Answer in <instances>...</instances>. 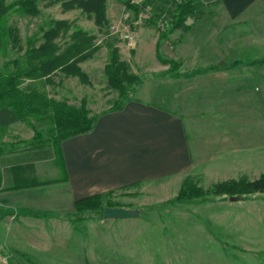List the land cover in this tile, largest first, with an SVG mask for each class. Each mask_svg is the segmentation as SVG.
Returning <instances> with one entry per match:
<instances>
[{
	"label": "rangeland",
	"instance_id": "374dc122",
	"mask_svg": "<svg viewBox=\"0 0 264 264\" xmlns=\"http://www.w3.org/2000/svg\"><path fill=\"white\" fill-rule=\"evenodd\" d=\"M14 1L6 0V3ZM125 1L146 3V10L162 12L163 20L158 25L147 24L133 16ZM216 2L195 0L185 28L173 30L159 46V30L170 22L175 8L173 0H104L105 18L100 24L71 0H39L36 15L20 14L11 8L5 18L18 29L20 46H8L0 53V65L8 63L11 67L10 62L24 53L29 38L35 44L41 43L42 33L52 20L65 21L67 29L54 39L61 48L72 40L75 30L90 38L91 53L77 63L82 76L65 74L60 69L47 75L33 72L21 78L20 87L26 93L36 92L75 108H84L90 116L110 108L118 99V92L109 85L105 73L109 45L129 63V71L140 78L139 86L149 78L178 77L184 71L190 74L223 66L218 63L185 70L187 66L183 65L182 58L189 56L195 47L204 56L211 55L227 63L264 58V0L254 11L226 22L218 17L210 21ZM163 57L177 63L172 75L166 73L170 63L164 62ZM218 71L258 73L264 69L259 65L236 64ZM163 87H159L161 92ZM11 100L5 97L0 106ZM52 126L51 117L29 116L0 130V144L4 148L0 155V264H264V192L259 191L242 193L234 200L224 193L178 201L174 200L178 191L163 200H158L159 196L151 200L148 195L135 194L128 201L122 194L110 195L100 198L104 205L125 202L130 209L138 210V214L126 219H104L98 211L76 219L72 217L74 204L72 211L54 214L60 220L58 224L41 221L36 226L25 225V234L16 235L22 239L14 240L8 235L12 216L19 219L24 215L45 218L51 215L34 208L13 207L16 204L12 191L54 182L41 174L46 171L50 175L52 165L60 166L57 149L51 145L42 147L51 152V158L40 163L44 167L36 170V164L24 163L27 160L24 155L32 151L29 143L35 130L44 140L50 136ZM8 164H12L10 169L6 168ZM234 164L236 176L216 182H209L201 170L187 177L191 185L206 189L240 177L254 180L264 173V161ZM8 172L13 174V180L7 177ZM226 174L232 175L231 170L227 168ZM12 186L17 187L12 189Z\"/></svg>",
	"mask_w": 264,
	"mask_h": 264
},
{
	"label": "crops",
	"instance_id": "0c3cea01",
	"mask_svg": "<svg viewBox=\"0 0 264 264\" xmlns=\"http://www.w3.org/2000/svg\"><path fill=\"white\" fill-rule=\"evenodd\" d=\"M261 1L217 0L210 21L214 17L234 21L254 11ZM192 50L182 58L185 70L223 66L190 74L184 71L178 77L149 78L122 109L98 111L91 131L62 140L60 168L52 165L50 175L41 172L54 182L12 191L13 207L51 215L12 216L11 238L21 240L16 235L25 234V225L58 224L54 214L72 211L75 200L83 197L122 194L129 201L142 194L163 200L175 195L183 179L194 171L201 170L209 182H216L236 176L234 162L264 161V71H218L236 64L264 69V58L227 63L204 56L198 47ZM160 86H165L162 92ZM50 155V150L29 152L24 163H34L39 170ZM227 168L232 175L226 174ZM7 177L13 180L12 173ZM107 204L130 208L125 202Z\"/></svg>",
	"mask_w": 264,
	"mask_h": 264
},
{
	"label": "trees",
	"instance_id": "16d2710c",
	"mask_svg": "<svg viewBox=\"0 0 264 264\" xmlns=\"http://www.w3.org/2000/svg\"><path fill=\"white\" fill-rule=\"evenodd\" d=\"M38 1L15 0L8 4L6 0H0V53L4 52L8 46L11 48L20 46L18 29L7 23L5 18L7 12L14 8L20 14L36 15L39 12ZM173 1L175 3L174 11L168 25L159 30L157 46L165 41L173 30L185 28L186 17L194 10L195 0ZM71 2L82 8L88 15L93 16L96 24H100L104 20V0H71ZM125 6L132 11L135 18H141L147 24L158 25L163 20L162 12L157 14L146 10V3L125 1ZM66 29L65 21L52 20L50 26L42 33L41 43L35 44V40L29 38L24 53L10 62L11 67H8V63H5L4 66L0 65V101L5 97L12 98L9 104L0 106V130L18 120H26L29 116L36 119L53 118V126L49 130L50 136L41 140L40 132L35 130L29 148L32 149L30 153H43L47 150L42 151V147L49 144L57 149V160L61 159L59 149L61 141L67 137L91 131L100 113L88 116V111L84 108H75L36 92L26 93L20 87V82L26 74L37 72L39 75H47L56 69H60L65 74L82 76L77 63L91 53L90 38L80 30H75L71 34L72 40L61 48L54 42V39L62 30ZM108 47L110 49L109 60L105 67V73L109 85L117 90L118 99L106 110H119L127 101L134 98L140 78L137 74L129 71V63L119 57L117 50L112 45ZM158 53L160 52L158 51ZM162 59L164 62L170 63V69L166 73L172 75L177 63L164 57ZM37 99L39 102L36 101ZM3 153V145L0 144V155ZM15 187L17 186L11 188ZM257 191L264 192V173L254 180H245L240 177L237 180L215 183L206 189L191 185L189 177H186L174 200L186 201L224 193L238 197L242 193L250 194ZM74 204L73 218H83L90 214H96L98 211L102 216L104 204L99 195L77 199ZM106 205L109 204L106 203Z\"/></svg>",
	"mask_w": 264,
	"mask_h": 264
},
{
	"label": "water",
	"instance_id": "95a60500",
	"mask_svg": "<svg viewBox=\"0 0 264 264\" xmlns=\"http://www.w3.org/2000/svg\"><path fill=\"white\" fill-rule=\"evenodd\" d=\"M234 199V197H230V200ZM137 214L138 210H133L122 206H110L105 204L102 207V217L104 219H126L132 218Z\"/></svg>",
	"mask_w": 264,
	"mask_h": 264
}]
</instances>
